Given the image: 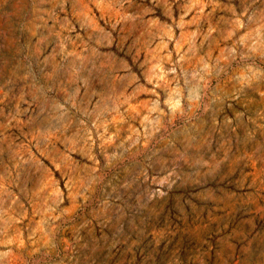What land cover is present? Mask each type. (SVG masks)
Segmentation results:
<instances>
[{"label":"rangeland","instance_id":"374dc122","mask_svg":"<svg viewBox=\"0 0 264 264\" xmlns=\"http://www.w3.org/2000/svg\"><path fill=\"white\" fill-rule=\"evenodd\" d=\"M0 264H264V0H0Z\"/></svg>","mask_w":264,"mask_h":264}]
</instances>
